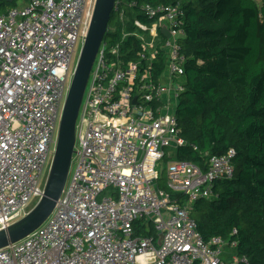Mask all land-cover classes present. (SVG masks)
I'll return each mask as SVG.
<instances>
[{"label": "built area", "instance_id": "1", "mask_svg": "<svg viewBox=\"0 0 264 264\" xmlns=\"http://www.w3.org/2000/svg\"><path fill=\"white\" fill-rule=\"evenodd\" d=\"M95 1L25 0L0 9V229L44 193ZM140 11L149 21L132 20L130 28L119 13L123 41L138 44L133 58L121 57L120 43H101L77 120L71 175L53 212L0 248V264L248 262L236 253V239L205 241L191 213L197 199L213 196L216 181L234 176L235 148L202 165L169 150L186 144L176 113L188 60L182 4L146 3ZM167 155L163 184L158 166Z\"/></svg>", "mask_w": 264, "mask_h": 264}, {"label": "trees", "instance_id": "2", "mask_svg": "<svg viewBox=\"0 0 264 264\" xmlns=\"http://www.w3.org/2000/svg\"><path fill=\"white\" fill-rule=\"evenodd\" d=\"M117 1L104 41L120 43L125 60L138 44L123 41L121 10L130 28L132 20L149 21L142 4H182L180 43L188 60L176 113L186 144L174 156L202 165L236 150L234 176L216 181L213 196L197 199L191 213L205 241L236 239V253L248 261L239 264H264V0ZM15 6L0 0L1 10Z\"/></svg>", "mask_w": 264, "mask_h": 264}, {"label": "water", "instance_id": "3", "mask_svg": "<svg viewBox=\"0 0 264 264\" xmlns=\"http://www.w3.org/2000/svg\"><path fill=\"white\" fill-rule=\"evenodd\" d=\"M14 1V0H8ZM117 0H96L88 33L82 45L59 125L56 150L46 180L44 193L22 218L0 229V248L19 241L41 226L53 212L67 183L75 152L77 120L88 80L108 30ZM162 32L170 36L164 26ZM181 95V94H180Z\"/></svg>", "mask_w": 264, "mask_h": 264}, {"label": "rangeland", "instance_id": "4", "mask_svg": "<svg viewBox=\"0 0 264 264\" xmlns=\"http://www.w3.org/2000/svg\"><path fill=\"white\" fill-rule=\"evenodd\" d=\"M257 1L260 2V0H257ZM24 2H25V0H15V5H16V6H21V5L24 4ZM81 46H82V41H79V44H78V46H77V50H78V51H81V50H80V49H81ZM79 54H80V53H79ZM70 84H71V83H70ZM169 150H172V151H173V154H174L176 149L169 148ZM171 158H172V157H170V156L167 155V156H165L164 158H162V159L159 161V164H160V166H158V169L160 170V175H159V177L161 178V182H163V184H166V182H167V178H166V174H165V169H166V167H167V163H168V161H169ZM70 175H71V171H70L69 176H70ZM110 193H111V190H110V189L105 190V191L100 195L99 199H102L103 197L108 196ZM35 205H36V204H34V206H35ZM34 206H32V207L28 210V212H29ZM28 212H26V214H27Z\"/></svg>", "mask_w": 264, "mask_h": 264}]
</instances>
